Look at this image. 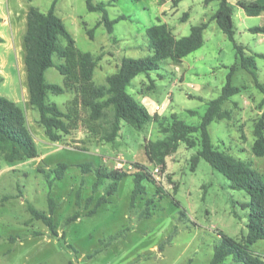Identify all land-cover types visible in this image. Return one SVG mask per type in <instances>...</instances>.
Wrapping results in <instances>:
<instances>
[{"label":"rangeland","instance_id":"obj_1","mask_svg":"<svg viewBox=\"0 0 264 264\" xmlns=\"http://www.w3.org/2000/svg\"><path fill=\"white\" fill-rule=\"evenodd\" d=\"M53 1L0 0V34L5 39L0 43V95L23 108L39 150L38 157L15 162H8L0 152V264H210L220 234L237 240L247 235L249 209L242 204L250 201V195L243 189L232 188L231 181L203 157L192 169L191 158L201 148L198 133L195 147L181 142L167 156V171L159 177L165 191L160 194L162 197L157 195L155 185L146 182L147 193L138 196L132 207L134 182L130 176L121 182L107 204L89 215L105 188L101 185L94 192L96 176L89 173L84 175L86 182L77 203L83 177L80 163L91 161L95 167L109 170H133L134 163H141L155 169L159 166L149 161L146 144L166 133L161 132L156 121L150 122L144 131L123 122L119 135L108 140L114 121L111 106L97 123L98 132L88 129L84 122L60 141L47 137L39 123V111L30 102L24 37L30 7L47 11ZM237 1L231 0L236 42L248 47V54L264 53L260 34L243 32L245 27L264 25V15H248ZM94 2H104L110 18L124 14L127 19L118 21L110 33L104 25L95 27L102 12L90 11L86 0H58L56 10L75 36L78 47L101 57L95 73L98 84L106 83L107 76L117 71L124 56L140 58L152 54L146 33L149 26L166 20L178 37L186 36L193 25L210 19L219 7L217 0L208 5L205 0ZM185 12L189 17L184 20ZM234 45L214 20L204 31L201 48L177 65L167 60L149 75H138L128 90L150 106L170 99L162 116L175 113L188 124L198 125L208 101L222 93L231 66L237 61ZM256 62L257 76L264 86V58L257 57ZM46 77L52 83L64 82V76L55 67L47 70ZM233 84L242 91L224 104V108L231 110V118L210 124L212 140L219 149L250 162L264 174V156L258 157L252 151L255 123L264 113V91L240 65ZM71 98V92L50 94L51 101L62 109H66ZM59 162H67L71 167L62 180L50 186L42 170L54 168ZM50 197L57 202L54 218L58 235L43 221L34 219L29 210L31 204L49 211ZM150 198L153 201L148 204ZM77 212L81 216L67 223V217ZM252 248L264 253V239ZM224 264L243 263L234 262L230 256Z\"/></svg>","mask_w":264,"mask_h":264},{"label":"trees","instance_id":"obj_2","mask_svg":"<svg viewBox=\"0 0 264 264\" xmlns=\"http://www.w3.org/2000/svg\"><path fill=\"white\" fill-rule=\"evenodd\" d=\"M211 1L215 0H205V3ZM217 1L219 7L216 12L208 21L193 25L189 35L177 37L167 23L149 26L146 33L152 54L140 58L124 56L117 71L107 76L105 84H98L95 80L96 68L101 57L78 47L75 36L57 13L58 0H54L47 11L32 5L27 14V31L24 37L30 102L39 111V123L47 137L54 142L60 141L84 122L88 129L98 132L97 123L106 115V109L111 106L114 109V121L112 130L107 136L108 140H114L119 135L123 122L141 131H144L150 122H158L162 127L161 132L166 133V136L149 140L146 144V154L152 164L160 167L162 174L168 168L167 156L174 152L181 142L186 143L190 148L195 147L197 145L195 134L198 133L201 148L191 158L192 169L195 170L200 158L203 157L231 181L232 188L243 189L250 195V201L242 204L244 209H249L247 235L242 240H237L220 234L221 240L216 245L210 264H224L230 256L237 263L264 264V253L252 248L257 241L264 239V174L250 162L219 149L209 131L213 121L232 116L231 110L224 108V104L242 91L241 87L233 84V76L239 65L252 74L256 84L264 91V86L257 76L256 62L257 57L264 58V53L248 54L246 47L236 42L234 8L229 0ZM86 3L90 11L102 12V17L95 27L104 25L110 33L114 31L118 21L127 19L124 14L115 19L110 18L104 2L95 3L94 0H86ZM238 4L250 16H258L264 12V0H239ZM188 17L189 13L185 12L183 19ZM210 20H216L236 48L237 61L231 66L222 93L208 101L207 110L198 125L188 124L179 119L175 113L170 117L159 113L152 114L129 92L133 79L140 74L149 75L150 71L159 69L161 62L167 60L177 65L184 57L201 48L204 44V31ZM92 31L90 30V33ZM251 31L264 33V25L252 27ZM4 40L0 34V43ZM51 67H55L64 76L63 84L48 81L46 72ZM1 79L2 77L0 81ZM68 92L73 93V98L67 103L66 109H62L57 102L50 99V94L61 95ZM190 112L196 113L194 110ZM254 135L252 151L256 156L262 157L264 156V113L255 123ZM0 152L8 162L39 156L37 142L27 124L23 108L4 95H0ZM70 167L67 162H59L54 168L42 171L48 184L53 186L56 181L62 180L67 175ZM79 167L83 177L77 192V203L81 200L83 185L86 182L84 175L94 173L96 176L93 183L94 192H98L101 185L105 187L89 215L95 214L100 207L107 204L118 191L121 182L130 176L133 177L134 182L132 207L135 206L138 196L147 193L146 182L155 185L157 195L165 192L153 169L141 163H134L133 170L95 167L91 161L80 163ZM104 182H107L106 186ZM152 201L153 198H150L148 204ZM88 202L90 204L93 202V196L88 198ZM56 209L57 202L53 197L49 198V211L29 205L32 217L43 221L54 235L59 234L54 218ZM80 216L81 214L77 212L68 216L66 222L75 221Z\"/></svg>","mask_w":264,"mask_h":264},{"label":"crops","instance_id":"obj_3","mask_svg":"<svg viewBox=\"0 0 264 264\" xmlns=\"http://www.w3.org/2000/svg\"><path fill=\"white\" fill-rule=\"evenodd\" d=\"M229 1H230L231 5H232L233 8H234V5L232 4L231 0H229ZM238 1H239V0H238ZM238 1H237V4H238ZM249 1H262V0H249ZM211 2H213V1H211ZM211 2H210V3H211ZM210 3H205V4L208 5V4H210ZM238 5H239V4H238ZM243 10H244V9H243ZM215 12H216V11H215ZM215 12H214V13H215ZM214 13H213V14H214ZM213 14H212V15H213ZM262 15H264V12H263L261 15H258V16H262ZM208 20H209V19H204L202 22H204V21H208ZM233 20H234V15H233ZM212 21H214V20H210V21H209V25H210V23H211ZM215 21H216V20H215ZM202 22H201V23H202ZM159 23H167V24H168V22H167L166 20H162V21H160ZM159 23H157V24H159ZM234 23H235V22H234ZM209 25H208V27H209ZM208 27H207V28H208ZM235 27H236V25H235ZM171 28H172V27H171ZM251 28H252V27H249V26H248V27H245V31H243V32H246L247 30L250 31ZM236 29H237V28H236ZM174 34H175V33H174ZM258 34H260L261 40H264V33H258ZM175 35H176V34H175ZM176 36H177V35H176ZM177 37H178V36H177ZM244 46H245V45H244ZM245 47H246V46H245ZM246 51L248 52V47H246ZM177 68H178V66H177ZM136 99H138L139 101H141V102H142V103L148 108V110H149L151 113L154 114V108H155L156 106H152V105L150 106L149 104L146 103V100H145V99H140V98H138V97H137ZM144 100H145V101H144ZM162 113H163V112H162Z\"/></svg>","mask_w":264,"mask_h":264},{"label":"built area","instance_id":"obj_4","mask_svg":"<svg viewBox=\"0 0 264 264\" xmlns=\"http://www.w3.org/2000/svg\"><path fill=\"white\" fill-rule=\"evenodd\" d=\"M170 102H171L170 99H166L165 102H163V103H161L159 105H156V107L154 108V113L161 114L165 110V108L169 105ZM153 172L157 176L158 180H159V177L161 175L166 173L165 172V173L162 174L161 170H160V167H156L155 169H153Z\"/></svg>","mask_w":264,"mask_h":264}]
</instances>
